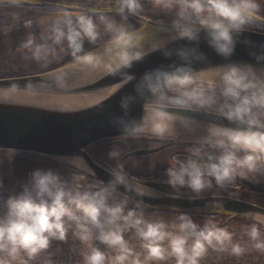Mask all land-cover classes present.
<instances>
[{
	"label": "clouds",
	"instance_id": "1",
	"mask_svg": "<svg viewBox=\"0 0 264 264\" xmlns=\"http://www.w3.org/2000/svg\"><path fill=\"white\" fill-rule=\"evenodd\" d=\"M155 3L160 5L162 0ZM165 6L176 12L171 21L176 31L170 40L198 42L203 30L209 46L224 57L234 53L237 34L255 21H264L258 0H175L174 4ZM118 10L122 15L137 14L142 4L140 0H119ZM30 24L31 21H25V25ZM64 26L67 32L57 29V39L66 35L71 55L94 63L97 59L94 55L86 54L82 58L79 55L85 37L89 41L97 39L93 17L80 14L73 20L65 14ZM106 27L112 31L113 22H108ZM170 40L143 51L136 49L132 35L123 29L116 32L112 46L105 49L110 57L107 71L118 75L125 84L136 82L133 92L119 100L123 115H113L111 122L123 130V139L149 136L161 140L176 139L177 120L186 128L195 123L189 117L169 111L168 105L212 113L235 122L237 127L209 124L207 134L188 149L190 155L186 159L174 157L170 161L168 183L173 188L187 186L199 196L213 187V181L217 187L224 188L238 175L255 172L264 164V68L228 63L211 67L213 75L205 78L192 65L206 61V54L198 47L170 48ZM33 43L29 34L22 47L31 49ZM155 51H161L165 57L176 55L185 63L157 67L137 79L130 69ZM252 54L257 61L264 62V52ZM149 96L153 99L144 104L145 114L139 120L130 117L137 100ZM12 154L10 151L9 159ZM109 155L119 158V147ZM68 160L77 168L86 167L83 157ZM112 175L113 181L104 185L82 183L87 180L85 175H73L68 181L52 169L33 171L30 181L18 195L9 198L7 210L0 214V264H32L49 249L53 240L66 241L70 230L84 246L83 264H201L209 249L228 252L234 257L248 251L244 244L234 240L228 228L212 220L200 225L189 215L181 214L168 223L148 220L135 210L125 214L128 198L115 201L116 185L123 184L140 194H145L147 189L141 182L131 181L123 165L112 169ZM110 199L115 201L112 205L108 203ZM136 206H141L139 201ZM252 218L255 222L248 226L246 235L252 247L264 253L259 226L264 224V216ZM127 233L132 234V239L126 238ZM133 240L139 241V251ZM94 241L105 245V249Z\"/></svg>",
	"mask_w": 264,
	"mask_h": 264
},
{
	"label": "water",
	"instance_id": "2",
	"mask_svg": "<svg viewBox=\"0 0 264 264\" xmlns=\"http://www.w3.org/2000/svg\"><path fill=\"white\" fill-rule=\"evenodd\" d=\"M0 3H13L21 6L31 5L29 2L23 1L8 2L0 0ZM107 13L120 12L107 11ZM126 13L132 14L130 12ZM136 17L143 19L146 23L150 22L143 17ZM257 22L264 24L263 21ZM156 24L176 31L172 24ZM200 37L198 42L188 41L187 39L170 40L171 38L163 41L170 40L168 47L173 49L185 46L198 47L200 51L206 54L207 60L195 62L192 67L203 74H213L211 67L228 63H247L258 68H264V62L257 61L255 55L252 54L254 52H264V33L262 32L246 29L237 34L235 37V51L230 57L218 55L207 43L206 34L203 30ZM88 45V42L84 39L82 53L86 51ZM67 51H70L69 47L61 54ZM173 63L179 65L185 62L176 55L165 57L161 51H155L145 56L142 61L135 62L130 71L139 79L146 71L157 67L167 68ZM64 69L26 77L0 79V149L37 152L61 159L69 164L71 163L68 158L80 156L86 162V167L78 169L103 184H109L114 179L112 169L97 162L88 152L87 147L101 139L123 135L121 128L113 126L111 117L113 115H123L119 100L121 96L133 92L136 81L125 84L118 75H111L107 71L99 78L76 82L71 81L76 77L65 76ZM32 92L68 93L72 94V98L59 96L42 98L38 96V99L33 100L17 98V95L27 93H31L36 97L37 94ZM81 94L100 95L98 97L88 96L85 100L79 98L82 97ZM147 95H150V93ZM149 97L138 99L132 106L129 116L139 120L145 114L144 104H148ZM168 108L173 113L191 118L195 122L191 126L193 128L208 129V125L212 123L227 127L238 126L235 122L212 113L177 109L174 106H168ZM176 126L183 127L179 120L175 122ZM163 147L165 145L133 150L127 153L124 158L153 153ZM204 159L206 160V157ZM130 180L135 182L132 179ZM235 181L264 195V183L262 181H252L239 175L235 178ZM142 185L147 189L145 194L129 190L123 184H117L115 191L142 204L154 207L178 210L214 209L224 213H233L253 221V215L264 216L263 206L243 199L224 195L187 196L169 194Z\"/></svg>",
	"mask_w": 264,
	"mask_h": 264
},
{
	"label": "trees",
	"instance_id": "3",
	"mask_svg": "<svg viewBox=\"0 0 264 264\" xmlns=\"http://www.w3.org/2000/svg\"><path fill=\"white\" fill-rule=\"evenodd\" d=\"M140 2L142 4V10L139 11L138 14L156 22L172 24L171 21L175 18L176 12L173 8L166 7L165 5L170 3L174 4L175 0H162V3L160 5H157L155 3V0H140ZM258 2L261 5L260 15L264 16V4H262L263 2L261 1ZM15 8H17L18 10H28L27 7L16 6ZM12 16L13 14H0V18H5L0 19V25H6V22L8 23L10 20H12ZM22 16H26V14H23ZM90 16L96 17L95 19H97L101 15ZM39 27L44 28L46 26L41 25ZM247 29L264 32V24L255 21L254 24L250 25ZM49 34L51 37L57 36L55 32H50ZM17 39L18 37L13 36V42ZM101 44L103 45V42H95L91 49L98 48L101 46ZM3 55L4 54L0 56ZM73 59L74 57L70 56L62 63L48 65L46 68H44V70L46 71L60 67ZM168 95L173 96V93H168ZM152 99L153 97L150 96L149 102H151ZM133 142H146L149 143L150 146H154L159 143L157 139L149 137L129 139H123L122 137H118L100 140L99 142L90 145L88 150L97 162L101 163L102 165L108 166L111 169L123 165V168L128 173L129 178L134 181H139L141 182V184L153 187L157 190L170 194H180L187 196L197 195L187 186L173 188L168 183L169 178L167 175V170L169 167H171L170 161L174 157H177L181 160L186 159L190 155L188 149L195 146L197 142L185 141L174 143L171 145H167V147L155 153L137 156L133 159H123V156L129 151H131V149H129V144ZM115 147H119L121 151V155L119 158H113L109 155V153ZM10 151L11 150L0 149V180H2L3 184L6 186V189H3V187L0 188V214H3L7 210V201L9 200V198L18 195L23 190V186L30 181L32 172L37 169H52L53 171L57 172L62 179L68 181H71L73 175H85L87 177V180L82 183L103 184L95 180L90 175L84 173L82 170L76 168L75 166L57 158L35 152L15 151L17 153L15 155H12L11 159H9ZM158 155H163L161 156L163 159L159 160V163H156V165H158L155 169L148 170L144 167L142 168V166L140 167V165L137 164L141 163V161H145L147 164L155 163L156 161H153L155 159L152 158ZM9 173L15 180L14 186L10 185L9 180L7 178ZM12 187H15L16 192L11 189ZM241 188L244 187H242L241 184L235 181L227 184L224 188L217 187L215 185V182L213 181V187L210 189H206L201 194H225L231 196H240L241 191L239 189ZM117 194L119 195V199L115 201L122 200L126 197L120 193ZM127 198L128 204L124 208L125 214H127V212L130 210H135L138 215L142 214L148 220H163L168 223H171L176 220L181 214L189 215L197 224L200 225H203L206 220H212L219 226L228 228L229 231L234 234V240L241 242L248 249V251L241 257H234L228 252H217L212 249H209L208 254L203 258L201 264H264V253L256 251L252 247V241L249 240L248 236L246 235L248 226L255 222L253 220L235 215L233 213H224L214 209L178 210L165 207L149 206L142 204L141 202V206L137 207L136 204L138 201L133 200L129 197ZM115 201L109 200L108 203L109 205H112ZM77 214L82 215V213ZM104 215H106V213ZM259 226L262 233V238H264V225L260 224ZM126 238L132 239V234L127 233ZM94 243L101 249H105V245L101 244L99 241H94ZM133 244L137 247V250L139 251V241L133 240ZM83 250L84 246L78 239H76L72 235V232L70 230L66 241L53 240L49 249L42 252L35 259V261L32 262V264H83Z\"/></svg>",
	"mask_w": 264,
	"mask_h": 264
},
{
	"label": "rangeland",
	"instance_id": "4",
	"mask_svg": "<svg viewBox=\"0 0 264 264\" xmlns=\"http://www.w3.org/2000/svg\"><path fill=\"white\" fill-rule=\"evenodd\" d=\"M99 1H104V3H109V0H99ZM263 2L262 4H264V0H258ZM43 11H47L45 9H43ZM22 12V11H21ZM46 16L44 13H40L39 17H41L39 19V23L42 22H46ZM26 17V16H23ZM101 17H103L104 19L102 20ZM96 17H93L94 21L96 22L97 25V32H98V36L97 39L95 41H92L96 43H101L103 42V45L101 44V50L99 49V51H95L92 52V55H96L98 53H102L105 52V49L107 47L112 46L111 42L113 41V38L116 34V32L120 29H123L124 31L131 32L133 29L135 30L136 28H138L141 23L137 22L135 19L126 17V16H119V15H101L100 17H98L97 19H95ZM73 20H75V18H73ZM108 22H113L114 24V28L112 31H109L106 27ZM49 29H53L55 31H57V29H63L65 31V33L67 32V29L64 26V19L60 20L57 24L52 25L50 27H47L44 29L43 32L47 31L49 32ZM2 29H0V34ZM160 31L156 26L154 27H148V30L146 29V33H137L135 36L133 37V42L136 46L137 50H147L149 48L152 47L153 44L158 43L160 41H163L166 38H171L173 35H175V31H172V29L166 30V33L163 31H161L162 33H164V35L162 36H158L157 33L152 34V31ZM50 33V32H49ZM166 34V35H165ZM41 33H38L37 35H35L34 40L35 43L32 45L33 47H31V49H25V48H19L17 45L19 44V42H21V40L26 39L25 36H21V35H16V37H18V41H16V48L13 50H15L14 52H7V49L5 48L6 45H8L10 42V44L13 43V37H11L10 39H3L4 37H6V35H2L0 37V55L5 54L4 57L0 56V72L4 71V70H13V69H17L22 67L21 65H17L16 63V58H21V57H25V59L29 58V59H33L35 56V59L32 60V63L30 60H28V62L26 61V63L24 65H28V67L31 65L30 69L33 71H37L40 69H44L43 67L45 66V64L48 62L49 60L51 61V59L54 57H52V55H54V53H57L59 50H62L65 46L68 45V41L65 36L60 37L59 39H57V36H40ZM171 35V36H169ZM40 36V37H39ZM39 37V38H38ZM165 37V38H164ZM38 38V39H37ZM164 38V39H161ZM34 49V50H32ZM10 58V60L5 59V58ZM52 57V58H51ZM7 61V62H6ZM82 59H78L77 61H75L74 63L68 65L67 67H65V69L63 70V73L65 74V76H69V77H76L74 80L71 81H80V82H85V81H89V80H93L96 78H99L100 76H102L103 74H105L107 72L106 68L103 69H98L95 70L93 69V67H86L85 69H75V64L78 62H82ZM47 63V64H48ZM25 69H27L26 67H23ZM70 70H73L74 72L70 74ZM68 78V77H67ZM34 94H37L38 96H42V95H48V96H59L62 98H72V94H68V93H56V92H32ZM31 95V93H28ZM33 95V94H32ZM93 96V95H92ZM207 134V131L205 130H187V131H183V132H178L176 133V139L177 141H192V142H198V140ZM149 137V136H147ZM149 138H154V137H149ZM170 138H165V140H168ZM164 140V139H163ZM129 149L134 150V149H140V148H145V147H149L150 144L149 143H140V142H133L131 144H129ZM12 155H15L17 152H12ZM242 155V154H241ZM163 155H158L152 159H155L153 161H156L155 163H149L147 164L145 161H141V163H137L138 165H140V167L142 166V168L144 167L145 169L148 170H152L155 169L156 163H159V160H162L163 158L161 157ZM140 159V158H138ZM142 160V159H141ZM11 173V171H10ZM9 173V175L7 176L9 183L11 186H14V179L12 177V175ZM15 177V175H14ZM245 177L252 179V180H262L264 181V164H261V166L257 169V171L255 172H248ZM6 186L3 184V189ZM9 187V186H8ZM10 188V187H9ZM14 192H16L15 187L11 188ZM2 190V189H1ZM244 190V189H243ZM246 192V191H245ZM247 193V192H246ZM248 195L246 199H249L251 201H254L255 198L251 197L250 194H246ZM119 199V195L117 193H115V200ZM112 200V199H110ZM255 202V201H254ZM257 203V201H256ZM261 203V202H259Z\"/></svg>",
	"mask_w": 264,
	"mask_h": 264
},
{
	"label": "flooded vegetation",
	"instance_id": "5",
	"mask_svg": "<svg viewBox=\"0 0 264 264\" xmlns=\"http://www.w3.org/2000/svg\"><path fill=\"white\" fill-rule=\"evenodd\" d=\"M49 5L41 6V7H28V10H24L23 12L17 13L15 10H12L8 7H0V14H13L12 20H10L8 23L6 22V25H0V29H2L0 37L2 35H10V37L6 38L7 40L10 39L13 35V33H19L18 35L27 37L29 34H31L33 40L34 36L37 35V33L40 31L39 28H36V26H39V17L40 13H44L46 16L47 21L46 22H58L60 20L65 19V14L71 16L72 18H75L76 16L80 14H85L80 9H87V8H94V9H101L106 8L105 5H109V3H102V1L99 0H48ZM42 7L47 8V11H43ZM79 9V10H78ZM27 14V17H23L21 14ZM19 14V15H17ZM0 19H5L4 17H1ZM25 21H31V24L29 26L25 25ZM25 39L21 40L19 44L17 45L19 48H22V44L24 43ZM35 41V40H34ZM15 44H8L5 46L7 49V52H14L13 48H16ZM67 46H65L62 50H64ZM62 50H59L57 53H54L52 55L51 61L49 60V65L62 63L67 58H69L71 53L61 54ZM5 55V54H4ZM10 60V58H5ZM30 60L32 62V59H25V57L16 58L17 65H21L22 67L13 69V70H7L2 71L0 73V78H10V77H20V76H26L30 74L38 73L39 71L35 72L30 69V66L24 65L26 61L28 62ZM7 62V61H6ZM26 67L27 69L23 68ZM251 193V192H249ZM251 196H253L255 199L259 200L262 196L260 194H254L251 193Z\"/></svg>",
	"mask_w": 264,
	"mask_h": 264
},
{
	"label": "bare ground",
	"instance_id": "6",
	"mask_svg": "<svg viewBox=\"0 0 264 264\" xmlns=\"http://www.w3.org/2000/svg\"><path fill=\"white\" fill-rule=\"evenodd\" d=\"M95 57L97 58L96 61L94 63H86V62H78L75 64V69L78 70L80 68L85 69L86 67H93V69L98 70V69H103L106 68L107 69V64L110 62V57L105 53H98L95 55ZM70 73H73V70H70ZM213 74H204L205 78L207 77H211ZM16 96V95H15ZM40 98L45 97L44 95L39 96ZM17 98L21 99V100H33V99H38V95L35 97L33 95H24V94H20L17 95ZM85 98V97H82ZM86 100V98H85ZM176 133L178 132H183V131H187V130H196V129H200V128H186V127H178L176 126ZM204 130V129H203ZM207 131V129L205 130Z\"/></svg>",
	"mask_w": 264,
	"mask_h": 264
}]
</instances>
